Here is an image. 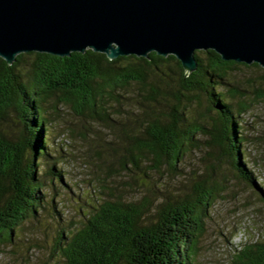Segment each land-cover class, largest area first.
I'll use <instances>...</instances> for the list:
<instances>
[{
    "label": "trees",
    "instance_id": "obj_1",
    "mask_svg": "<svg viewBox=\"0 0 264 264\" xmlns=\"http://www.w3.org/2000/svg\"><path fill=\"white\" fill-rule=\"evenodd\" d=\"M195 56L198 67L189 75L175 55L155 51L115 59L91 48L66 56L29 51L11 65L0 57V242L44 202L40 167L50 155L48 114L60 105L109 127L123 125L128 143L118 160L126 171L142 168L145 161L176 169L203 133L214 159L228 163L264 198L263 184L248 163L243 130L244 115L255 100L264 99V86L251 93L233 78L243 66L256 70L264 83V68L224 60L213 49L197 50ZM195 99L207 102L210 123L189 117ZM50 170L62 179L56 163ZM216 194L217 183L203 181L184 196L162 198L150 210L148 196L140 202L104 200L79 228L66 235L62 230L61 258L54 264H194ZM233 263L264 264V240L247 244Z\"/></svg>",
    "mask_w": 264,
    "mask_h": 264
},
{
    "label": "rangeland",
    "instance_id": "obj_2",
    "mask_svg": "<svg viewBox=\"0 0 264 264\" xmlns=\"http://www.w3.org/2000/svg\"><path fill=\"white\" fill-rule=\"evenodd\" d=\"M233 73L251 93L264 86L252 68L242 66ZM206 103L195 99L189 117L210 123ZM48 118L50 155L40 167L44 202L37 214L0 242V264H54L61 258L58 246L62 230L66 235L69 229L79 228L85 215L102 201L121 198L140 202L148 196L150 210L162 198L184 196L203 181L216 182L217 194L204 219L194 264H234L235 255L247 244L264 240V198L237 178L228 163L214 159L207 135H196L197 145L186 152L176 169L165 164L153 167L145 161L142 168L126 171L118 160L128 143L123 125L109 127L67 105H60L55 112L49 108ZM120 119L127 121L124 116ZM243 123L248 163L264 189L263 98L255 100ZM11 126L17 128L13 123ZM54 163L62 169V179L51 172Z\"/></svg>",
    "mask_w": 264,
    "mask_h": 264
},
{
    "label": "water",
    "instance_id": "obj_3",
    "mask_svg": "<svg viewBox=\"0 0 264 264\" xmlns=\"http://www.w3.org/2000/svg\"><path fill=\"white\" fill-rule=\"evenodd\" d=\"M91 48L109 59L175 55L186 75L197 50L264 68V0H0V57Z\"/></svg>",
    "mask_w": 264,
    "mask_h": 264
}]
</instances>
